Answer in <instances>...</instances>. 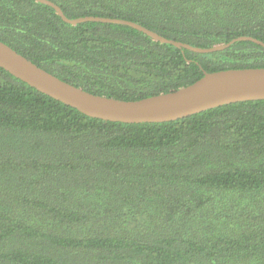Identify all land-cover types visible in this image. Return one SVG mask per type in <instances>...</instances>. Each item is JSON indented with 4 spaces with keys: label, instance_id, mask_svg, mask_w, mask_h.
<instances>
[{
    "label": "trees",
    "instance_id": "1",
    "mask_svg": "<svg viewBox=\"0 0 264 264\" xmlns=\"http://www.w3.org/2000/svg\"><path fill=\"white\" fill-rule=\"evenodd\" d=\"M198 48L264 43V0H49ZM0 41L89 93L136 101L264 68L248 41L207 54L124 25L66 24L0 0ZM0 264H264V100L162 123L83 115L0 68Z\"/></svg>",
    "mask_w": 264,
    "mask_h": 264
},
{
    "label": "water",
    "instance_id": "2",
    "mask_svg": "<svg viewBox=\"0 0 264 264\" xmlns=\"http://www.w3.org/2000/svg\"><path fill=\"white\" fill-rule=\"evenodd\" d=\"M34 1L51 7L63 22L72 26L83 22L124 25L142 32L154 41L198 54L221 51L238 41L252 42L264 48L263 42L251 37H237L226 44L198 48L166 39L136 23L122 19L93 16L68 19L61 9L51 1ZM0 68L36 91L87 117L109 122L162 123L182 119L223 105L264 100V68L205 73L201 79L191 85L136 101H122L81 90L39 68L1 41Z\"/></svg>",
    "mask_w": 264,
    "mask_h": 264
}]
</instances>
